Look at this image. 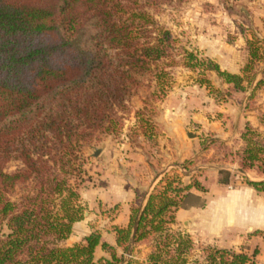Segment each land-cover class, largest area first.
Segmentation results:
<instances>
[{
	"label": "trees",
	"instance_id": "1",
	"mask_svg": "<svg viewBox=\"0 0 264 264\" xmlns=\"http://www.w3.org/2000/svg\"><path fill=\"white\" fill-rule=\"evenodd\" d=\"M143 1L0 0V264H137L125 255L147 240L153 243L147 264H259L257 247L252 254L206 247L193 259L192 237L170 228L179 210L206 207L192 191L231 186L248 172L264 178V138L250 124L240 132L245 147L226 156L238 172L219 169L174 197L169 182L142 211L132 210L128 226L114 228V244L96 230L66 245L84 220L82 142L96 131L113 134L122 127L115 108L127 110L136 75L152 73L163 93L179 57L192 70L203 64L156 20L152 10L165 0ZM89 28L95 32L87 45ZM258 44L248 40L246 74L263 58ZM213 69L235 90L254 80ZM261 87L264 70L254 90ZM12 158L23 166L7 172ZM245 179L264 193V181Z\"/></svg>",
	"mask_w": 264,
	"mask_h": 264
},
{
	"label": "rangeland",
	"instance_id": "2",
	"mask_svg": "<svg viewBox=\"0 0 264 264\" xmlns=\"http://www.w3.org/2000/svg\"><path fill=\"white\" fill-rule=\"evenodd\" d=\"M152 13L178 40V47L194 52L203 64L192 70L182 66L179 57L180 65L168 69L171 75L163 93L152 73L136 75L137 84L126 97L127 110L115 108L122 127L113 134L96 131L82 142L84 220L74 226L68 247L96 230L114 242V228L128 226L132 210L142 211L149 196L162 192L169 182L174 197L194 180L216 177L219 169L238 172L226 156L245 147L240 132L247 124L264 138V87L254 90L264 70V0H165ZM94 32L86 31L84 44L89 45ZM252 39L259 41L263 58L246 74ZM215 65L254 80L245 81L243 91L235 90L213 69ZM188 132L197 136L190 138ZM97 149L102 151L95 157ZM22 166L12 158L6 171ZM246 177L254 182L264 179L248 172L239 174L231 186L214 184L207 194L192 191L206 207L175 213L170 228L192 237L193 259L206 247L248 254L257 247V261L264 264V226L254 224L264 219V193L246 192ZM152 244L148 240L132 244L126 261L147 264Z\"/></svg>",
	"mask_w": 264,
	"mask_h": 264
},
{
	"label": "crops",
	"instance_id": "3",
	"mask_svg": "<svg viewBox=\"0 0 264 264\" xmlns=\"http://www.w3.org/2000/svg\"><path fill=\"white\" fill-rule=\"evenodd\" d=\"M259 180L264 181V179H259ZM246 189H247L246 192L250 193V192L253 191L252 189H254V188H252V187H250V186H247ZM254 190H255V189H254ZM255 191H256V190H255ZM256 192H257V193H260V192H258V191H256ZM76 224H77V223H76ZM76 224H75V225H76ZM254 224H256L257 226H264V219H263V218H262V219H259V218H258L256 221H254ZM126 226H127V225H124L123 227H126ZM73 235H74V233H73ZM73 235L70 237V239L73 237ZM70 239H69V240H70ZM69 240H68V241H69ZM68 241H67V242H68ZM67 242H66V243H67ZM111 244H114V242H112Z\"/></svg>",
	"mask_w": 264,
	"mask_h": 264
},
{
	"label": "water",
	"instance_id": "4",
	"mask_svg": "<svg viewBox=\"0 0 264 264\" xmlns=\"http://www.w3.org/2000/svg\"><path fill=\"white\" fill-rule=\"evenodd\" d=\"M188 136L190 137V138H195L197 135H195V134H193V133H191V132H188ZM101 149H97L96 151H95V154H94V156L95 157H98L99 156V154L101 153ZM138 222H139V220H138ZM138 222H137V224H136V226H135V228H134V233L137 231V228H138Z\"/></svg>",
	"mask_w": 264,
	"mask_h": 264
}]
</instances>
